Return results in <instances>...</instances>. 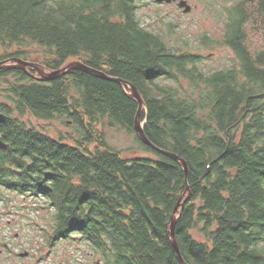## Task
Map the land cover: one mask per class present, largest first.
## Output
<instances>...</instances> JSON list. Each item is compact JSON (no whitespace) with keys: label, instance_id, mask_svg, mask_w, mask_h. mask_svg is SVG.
Listing matches in <instances>:
<instances>
[{"label":"trees","instance_id":"obj_1","mask_svg":"<svg viewBox=\"0 0 264 264\" xmlns=\"http://www.w3.org/2000/svg\"><path fill=\"white\" fill-rule=\"evenodd\" d=\"M137 11V0H0V61H27L34 44L50 72L74 60L134 85L146 137L183 159L186 177L140 141L137 102L116 82L0 69V189L41 200L45 239L85 245L100 264H264V54L251 53L244 30L251 14L264 26V0L218 10L221 38L201 42L228 48L234 63L217 71L142 27ZM33 119L72 132L54 138ZM107 131L149 156L125 157ZM180 198L184 263L169 240Z\"/></svg>","mask_w":264,"mask_h":264},{"label":"rangeland","instance_id":"obj_2","mask_svg":"<svg viewBox=\"0 0 264 264\" xmlns=\"http://www.w3.org/2000/svg\"><path fill=\"white\" fill-rule=\"evenodd\" d=\"M244 0H187L190 9L184 12L183 8H179L175 3L157 2L155 0H137L138 11L137 15L142 27L145 29L164 36L169 46L179 51H190L203 56L202 66L206 71H217L225 68H230L234 63L233 53L226 47H218L214 44L210 47H205L201 42V36L207 35L214 40H219L222 36L224 26L223 18L217 13L221 10L223 14L226 9L232 7L236 2ZM252 3L250 5H254ZM183 9V11H182ZM251 14L249 22L245 25L247 35V47L252 54H264V26L260 20L255 22ZM186 43V46H185ZM25 51L28 52V63L33 64L36 69L33 75H38V69L42 74H49L50 71L42 67L41 61L45 57L43 50L37 45L27 46ZM7 58L1 60L6 64H13ZM74 60L68 61V63ZM64 65V66H65ZM126 93L131 96L132 92L129 86H124ZM143 110V106H142ZM32 125L37 129L48 132L54 138H57L60 131L70 133L72 130L63 126L59 121H39L33 119ZM143 124V123H142ZM108 142L111 146L119 148L123 151L125 157L131 158L134 156H149L135 145L132 136L125 134H116L114 131H107ZM70 142V141H69ZM137 148L133 150L132 148ZM0 195L3 196V201H0V229L7 234V238H15L18 234V239L23 244L26 240L45 239L42 228L48 227L51 222L50 215L44 207L41 200L34 197L18 196L13 191H5L0 189ZM23 248H28L24 246ZM55 260L53 264H59L62 260L67 259L69 264H100L89 247L80 245L76 241H60L55 247Z\"/></svg>","mask_w":264,"mask_h":264},{"label":"water","instance_id":"obj_3","mask_svg":"<svg viewBox=\"0 0 264 264\" xmlns=\"http://www.w3.org/2000/svg\"><path fill=\"white\" fill-rule=\"evenodd\" d=\"M155 1L160 2V3L161 2L171 3V2H174L177 0H155ZM177 5L179 8H183L184 12H187L190 9V6L187 5V3L185 1H182V0L179 1ZM10 61L13 64H6L5 62H1L0 63V69H21L27 73H29L27 71L28 68L36 69V67H34L33 64L25 62V61L18 59V58H13ZM71 71H81L83 73H87L89 75L95 76V77L103 79V80L116 82L117 84H119L122 87H124L125 85L129 86L131 89V92H132L130 97L132 99H134L138 105V109H137L135 119H134V123H133V129H134L135 133L137 134L138 138L147 147H149V148L153 149L154 151H157L158 153H161V154L173 159L174 161H176L182 167L184 174H185V177H186L187 172H188V167H187V164L185 163V161L183 159L179 158L177 155L171 153V152H167V151H164L162 149H159L158 147L153 145L149 141V139L146 137V135L143 131V124L141 123V108L143 106V100H142L137 88L134 85H132V84H130V83H128L122 79L107 76L103 72L92 69L91 67H89V66H87L81 62H78V61H73L71 63H68L67 65L63 66L59 70L50 72L49 74H42L39 69L37 71L39 76H35L33 74H30V73L29 74L31 77H33L37 80L50 81V80L57 79L61 76H64ZM186 191L187 192L189 191L188 186H186ZM185 201H186V199H184L182 201L181 198L177 201V203L174 207L172 216L170 218V222H169V237H170L169 240H170V243H171L173 249L175 250L179 260L182 263H184L183 258L180 254L179 247H178L177 242L175 240V224L177 221V216L180 214V212L184 206Z\"/></svg>","mask_w":264,"mask_h":264},{"label":"flooded vegetation","instance_id":"obj_4","mask_svg":"<svg viewBox=\"0 0 264 264\" xmlns=\"http://www.w3.org/2000/svg\"><path fill=\"white\" fill-rule=\"evenodd\" d=\"M179 1L181 0L172 3L177 5ZM182 1L189 5L187 0ZM26 241V244H23L18 239V234L15 238H7V234L0 229V264H53L56 257V245L53 241L47 239ZM24 246L28 248H23ZM59 264H69V262L65 259Z\"/></svg>","mask_w":264,"mask_h":264},{"label":"bare ground","instance_id":"obj_5","mask_svg":"<svg viewBox=\"0 0 264 264\" xmlns=\"http://www.w3.org/2000/svg\"><path fill=\"white\" fill-rule=\"evenodd\" d=\"M141 111H142V108H141Z\"/></svg>","mask_w":264,"mask_h":264}]
</instances>
